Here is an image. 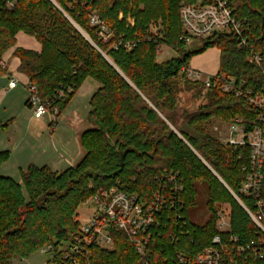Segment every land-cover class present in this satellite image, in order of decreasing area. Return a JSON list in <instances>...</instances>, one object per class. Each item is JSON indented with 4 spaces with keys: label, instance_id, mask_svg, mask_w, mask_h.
Instances as JSON below:
<instances>
[{
    "label": "trees",
    "instance_id": "1",
    "mask_svg": "<svg viewBox=\"0 0 264 264\" xmlns=\"http://www.w3.org/2000/svg\"><path fill=\"white\" fill-rule=\"evenodd\" d=\"M13 1L0 0V61L17 45L18 34L33 37L41 52L17 49L19 73L61 113L88 79L100 87L90 99L88 120L95 127L81 136L86 154L78 165L63 172L31 165L20 171L19 182L0 174V264L28 260L48 246L59 251L81 233L80 207L111 188L135 196L142 205L153 202L158 192L165 197L148 248L151 264H177L171 258L177 252L194 255L211 245L218 235L219 204L230 207L232 229L223 235L224 243L234 236L238 245L250 247L244 255L224 254L222 264H264L253 254L264 233L245 209L256 212L257 200L241 194L248 150L224 145L210 129L215 121L238 118L247 132L259 124V111L245 96H264V0H223L241 26L240 35L216 33L194 50L182 39L181 6L211 0H54L57 5L17 0L9 8ZM92 15L112 33L107 42L92 27ZM155 24L160 25L158 35L152 32ZM129 41L140 42L128 50L124 43ZM162 46L177 56L159 63ZM212 48L221 52L217 77L233 79L240 96L224 92L222 83L207 89L202 81L189 79L185 69L191 59ZM253 53L261 56L260 65L250 61ZM4 72L0 69V75ZM182 82L189 90L206 92L207 103L184 112L179 123ZM69 85H75V93L59 101L58 93ZM10 158V151L0 152V168ZM171 175L181 187L176 195ZM200 184L207 187L204 224L191 217ZM113 238L112 250L92 248L93 264L140 263L123 231L114 230Z\"/></svg>",
    "mask_w": 264,
    "mask_h": 264
},
{
    "label": "built area",
    "instance_id": "2",
    "mask_svg": "<svg viewBox=\"0 0 264 264\" xmlns=\"http://www.w3.org/2000/svg\"><path fill=\"white\" fill-rule=\"evenodd\" d=\"M16 1L9 2L8 7L13 8ZM54 3L55 1L52 0ZM57 5V3H55ZM180 17L183 27L184 36L182 39L191 44L194 39H208L216 33L235 32L240 35L241 26L233 18L232 11L223 0H211L208 4L202 1L194 5H182ZM92 27L97 28L100 39L107 42L112 38V33L108 27L101 22L96 15L91 16ZM131 24L133 20H129ZM140 41H129L124 43L128 50H133ZM122 45V42L119 43ZM260 65L262 58L256 53L250 57ZM0 69L9 72L8 62L2 59ZM189 77L195 81H202L206 88L216 87L222 83L221 88L226 93H235L241 95L233 79L225 77L218 78L217 75L204 80L202 75L190 71L189 67L185 69ZM215 79V81H213ZM20 81L12 77L9 83V90L17 88ZM28 92L27 106L32 110L36 120L43 119L49 114L53 116L54 124L57 123V115L60 111L58 105H52L50 101L43 100L39 94L38 88L29 81L24 83ZM75 85H69L58 93L59 101L67 100L70 95L75 93ZM248 102L259 111V124L254 127L253 131L247 132L242 119H236L230 126L229 136L223 139L222 143L226 146H233L248 150L249 165L244 168L247 173L246 180L241 188V194L246 197H253L257 200L258 210L251 213L242 204L240 199L234 194L233 196L247 210L251 219L264 233V96L246 94ZM34 138H38L41 133L31 129ZM170 181L175 183L173 191L176 195L181 191V187L176 184L175 175L170 176ZM85 205L91 207V216L89 222L83 225L81 233L70 243L64 245L59 251H55L52 246L41 250L42 253L49 255L48 264H93L92 248L112 250L114 246L113 231H123L135 247L136 253L140 257L139 264H151L149 261L148 248L154 238L153 230L160 226L158 217L161 208L166 205V199L160 192L154 195V201L149 205H142L135 196H130L117 188L99 191L93 198L86 201ZM175 202H171V208H174ZM228 205L217 208V231L218 235L214 237L211 245L206 247L198 254L177 252L171 258L177 264H222L224 254L232 252L234 254L244 255L250 250L242 245H238V239L234 236L229 237V244L235 245L231 250L229 244L223 241V235L231 233L230 207ZM179 220L181 217L178 218ZM182 221V220H180ZM156 232V231H155ZM173 241L178 242L174 237ZM259 249H255L253 254L256 258H264V241L259 243ZM231 264H238L233 260Z\"/></svg>",
    "mask_w": 264,
    "mask_h": 264
},
{
    "label": "rangeland",
    "instance_id": "3",
    "mask_svg": "<svg viewBox=\"0 0 264 264\" xmlns=\"http://www.w3.org/2000/svg\"><path fill=\"white\" fill-rule=\"evenodd\" d=\"M52 2V1H51ZM53 3V2H52ZM54 4V3H53ZM55 5V4H54ZM64 13V12H63ZM160 25H153L152 32L155 35L159 34V27ZM82 34L88 39L87 34H85L82 30H80ZM22 33L18 34L17 36V45L10 49L5 55L12 53L10 58L17 59L14 56L17 49L22 48L19 45V41H21L18 37ZM30 37L26 34H22ZM35 40V39H34ZM205 39H194V41L189 45L190 49H198L203 46ZM36 41V40H35ZM26 49V48H22ZM30 50V49H26ZM35 51V50H31ZM35 52H41L35 51ZM177 53L174 52L167 46H162L158 53L157 61L159 63L166 62L175 58ZM20 62V61H19ZM5 74H1L0 78H4ZM189 77V75H188ZM191 81L198 82L193 80L189 77ZM80 93V96L74 101V104H71L70 108L61 116L59 120V127L56 129V132L47 133L45 134L40 141L34 140L29 134L26 133V125L29 121V118L33 115L32 110L26 105V101L28 100V92L23 83L19 84L18 89L11 94L10 98L14 100L13 111L15 114L16 119V127L14 131L11 129L9 130L10 136H17L20 137L23 142L26 143L27 146H31L32 148L36 149V154L34 153L33 156L35 160L39 164H45L48 162H62L66 164V161H71L73 159L72 156L75 155L76 149H79L83 156L85 155V150L81 146V134L87 130H90L95 127L94 124L90 123L88 120V115L90 112V103H89V93L87 92L88 86L84 88ZM206 92L200 94L198 89H191L189 90L188 87L185 86V83H181V92L179 93V123L182 122V114L184 112L192 113L197 111L202 105L207 103L205 99ZM4 111V109L2 110ZM3 116V113L2 115ZM50 116V114L48 115ZM231 122H222V121H215L214 124L211 125L210 129L213 136L219 140L223 141V139L229 136ZM1 137V136H0ZM3 141L6 136H3ZM9 147H6L4 150H10ZM40 149V150H39ZM39 153H38V151ZM40 151L44 152L42 156H40ZM20 155H16L6 166L5 168L0 170V174L2 176L12 177L16 181H20V171H18V163L17 161H22ZM40 160V161H39ZM44 160V161H42ZM23 166V165H22ZM14 176V177H13ZM198 206L192 211L191 217L192 220L198 224H204L207 219L209 218V213L206 209V202H207V187L205 185H198ZM225 206L227 204H219V206ZM229 206V205H228ZM229 209V207H227ZM80 221L84 225L89 222L91 216V207L88 205H82L79 209ZM49 255L42 253L41 251L31 256L28 260H20L16 259L13 264H48Z\"/></svg>",
    "mask_w": 264,
    "mask_h": 264
},
{
    "label": "crops",
    "instance_id": "4",
    "mask_svg": "<svg viewBox=\"0 0 264 264\" xmlns=\"http://www.w3.org/2000/svg\"><path fill=\"white\" fill-rule=\"evenodd\" d=\"M21 41H19V45L22 48L30 49V50H35V51H40L41 46L32 38H28L25 35H19L18 37ZM12 53L7 54L3 59L8 62L9 65V72L5 74L4 78H0V152L3 151H10L11 152V158L9 162L15 158L16 155H20V158L22 161H17L18 163V171L21 170H26L29 166L35 165L38 167H44L48 166L55 172H63L66 169L70 167H75L78 165L81 160L84 158L83 154L79 149H76V153L71 161H66V164H63L62 162H48L45 164H39L37 160L34 159L35 156L33 154H36V149L32 148L31 146H27L25 142L20 137H17L16 135L11 137L9 130H13L16 127V119H15V114L13 111V105H14V100L11 94H13L17 88L13 90H9V83L12 77L17 78L21 83H26L28 82V78L19 73V66L20 62L17 59L10 58ZM220 59H221V52L217 48H212L207 50L205 53L200 54L198 56H194L189 64V69L192 72L199 73L202 75V78L206 80L207 78H211L216 76L219 73L220 70ZM88 86L87 92L89 93V103L92 95L98 90L100 85L95 82L92 79H88L82 87L76 92L74 97L71 99L69 104L66 106V108L63 110L61 113V110L59 111L57 115V124L54 125V119L53 116H46L43 119L36 120L34 118V115H32L29 118V121L27 122L26 125V133L29 134L28 136H31L34 140L40 141V139L47 133H55L56 129L59 127V120L61 116L70 108L71 104H74V101L80 96V93L82 90H85ZM27 105V101H26ZM4 109V111H2ZM3 113V116H1ZM52 125H54L52 127ZM31 129H35L36 131H39L41 135L38 138H34ZM83 134V133H82ZM81 134V136H82ZM3 136H6V138L3 141ZM11 147L9 148L10 150H4L6 147ZM82 146V142H81ZM83 148V146H82ZM84 149V148H83ZM40 150V149H39ZM38 151V150H37ZM39 153V151H38ZM40 156L45 154L44 152L40 151ZM86 154V152H85ZM40 161V160H39ZM44 161V160H42ZM5 163L1 168H5V166L9 163ZM23 165V166H22ZM20 175V174H19ZM14 177V176H13Z\"/></svg>",
    "mask_w": 264,
    "mask_h": 264
}]
</instances>
